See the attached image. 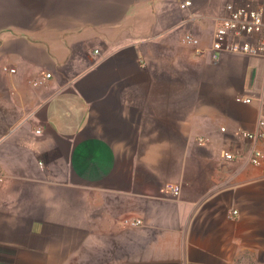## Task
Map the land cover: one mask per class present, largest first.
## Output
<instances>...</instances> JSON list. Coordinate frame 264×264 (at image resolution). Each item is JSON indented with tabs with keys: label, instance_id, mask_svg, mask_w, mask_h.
Listing matches in <instances>:
<instances>
[{
	"label": "crops",
	"instance_id": "crops-1",
	"mask_svg": "<svg viewBox=\"0 0 264 264\" xmlns=\"http://www.w3.org/2000/svg\"><path fill=\"white\" fill-rule=\"evenodd\" d=\"M242 1L0 0V264H264V59L182 42Z\"/></svg>",
	"mask_w": 264,
	"mask_h": 264
},
{
	"label": "built area",
	"instance_id": "built-area-1",
	"mask_svg": "<svg viewBox=\"0 0 264 264\" xmlns=\"http://www.w3.org/2000/svg\"><path fill=\"white\" fill-rule=\"evenodd\" d=\"M191 1H185L181 7L187 8ZM182 42L193 49L197 57L204 56L208 52L213 58L218 59L223 53H241L249 57L264 59V0H244L240 3H229L226 5V16L219 20L214 38L210 48L203 46L201 40L193 33H187ZM98 52V51H96ZM4 71L16 73L15 69L5 67ZM52 74L45 75L42 81L33 82V86H39L50 79ZM235 101L241 104H251L252 97L237 95ZM264 104V103H263ZM258 131L250 132L242 130L240 136L249 141L257 142L264 138V117L258 123ZM222 130H225L224 128ZM38 133L41 131L38 130ZM202 142L203 139H200ZM224 157L227 160H234L236 155L226 152ZM251 164L260 167L264 164V152L255 149L250 158ZM43 166V163H40ZM5 174L0 167V185L5 182ZM165 190L173 197H179L181 186L175 183H167ZM238 211L232 212L231 218L235 219ZM124 225L138 227L141 220H125Z\"/></svg>",
	"mask_w": 264,
	"mask_h": 264
}]
</instances>
